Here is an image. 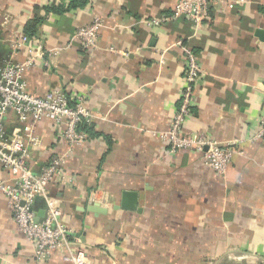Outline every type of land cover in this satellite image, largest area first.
I'll use <instances>...</instances> for the list:
<instances>
[{"label": "crops", "instance_id": "1", "mask_svg": "<svg viewBox=\"0 0 264 264\" xmlns=\"http://www.w3.org/2000/svg\"><path fill=\"white\" fill-rule=\"evenodd\" d=\"M72 1L0 0V66L16 34L38 14L44 21L34 42L68 45L50 68L34 67L25 79L37 94L61 88L84 96L95 115L94 133L65 163L73 181L49 186L88 264H264V134L257 136L264 119V0L234 7L221 0L199 26L179 17L153 27L140 20L173 15L175 0H87L68 10ZM96 17L105 23L97 49L70 43L75 29ZM179 39L203 69L184 131L237 141L241 151L223 176L199 152L168 151L159 135L180 105ZM24 56L15 52L14 60ZM17 125L11 113L8 130ZM60 129L48 119L36 125L47 146L30 156L36 172L68 149ZM9 178L0 166V179ZM124 192L137 194L134 208L132 194L122 207ZM94 204L107 212L92 211ZM34 209L42 212L45 200L38 198ZM0 264L73 263L59 253L36 261L0 191Z\"/></svg>", "mask_w": 264, "mask_h": 264}, {"label": "built area", "instance_id": "2", "mask_svg": "<svg viewBox=\"0 0 264 264\" xmlns=\"http://www.w3.org/2000/svg\"><path fill=\"white\" fill-rule=\"evenodd\" d=\"M218 1L221 0H175L173 15L142 19L140 22L153 27L186 17L199 26L210 20L211 5ZM227 2L230 7H234L245 0ZM8 22L9 18L6 17L4 24ZM104 26L102 18L96 17L88 25L77 27L71 35L70 43L78 41L86 51L92 52L98 47L100 30ZM41 44L35 43L33 37L24 31L17 33L13 41V53L0 66V166L10 173L9 179H0V191L8 199L18 230L32 245L36 261H47L53 254L59 253L73 264H88L86 252L64 222L62 208L49 194V186L52 183L65 186L73 181L66 171L65 163L73 149L88 139L81 124L93 123L95 115L86 105L84 96L71 97L61 88L50 89L44 94L34 93L28 88L26 72L34 67L50 68L53 59L68 47L46 49ZM176 44L185 55L181 100L168 129L159 135L168 151L199 152L203 162L216 174L223 176L234 156L241 151L237 148V141L223 143L204 133L184 131L185 122L192 113L195 88L203 69L190 46L182 39ZM15 52L24 53L25 58L14 60ZM11 113L15 114L18 123L12 131L7 127ZM43 119L61 128L60 138L67 142L68 149L54 155L36 172L30 163V156L33 152L42 153L47 149L42 136L36 131V125ZM261 125L257 136L264 134V119ZM38 198L45 200L46 209L45 216L40 220L36 219L34 209Z\"/></svg>", "mask_w": 264, "mask_h": 264}, {"label": "trees", "instance_id": "3", "mask_svg": "<svg viewBox=\"0 0 264 264\" xmlns=\"http://www.w3.org/2000/svg\"><path fill=\"white\" fill-rule=\"evenodd\" d=\"M86 2H87V0H73L71 2V4L69 5L68 10H70L72 8L83 6L84 4H86ZM51 9L54 11H60V12H62V10H63L62 8H58V7H50L46 10L49 12ZM43 21H44V16H41L39 14L36 15V17L31 19L27 23V25L25 26V29H24V33L30 37L37 36L39 34L38 27H39L40 23H42ZM92 125H93V123H89V124L88 123H82L80 127H81V129H84L87 132V134H89V132H91L93 134L94 132L92 129L93 128ZM89 135H88V138H89Z\"/></svg>", "mask_w": 264, "mask_h": 264}, {"label": "water", "instance_id": "4", "mask_svg": "<svg viewBox=\"0 0 264 264\" xmlns=\"http://www.w3.org/2000/svg\"><path fill=\"white\" fill-rule=\"evenodd\" d=\"M128 194H132L133 195V197H134V203H133V205H131L133 208L136 206V193H128V192H124L123 193V198H124V200H123V202H122V207H125L126 205V200L128 199V198H126L127 197V195ZM130 204V203H129ZM90 209L92 210V211H94V212H98V213H106L107 212V209H102L98 204H94L92 207H90ZM45 213H46V209H44L42 212H40V213H37V217H36V219H38V220H40V218L43 216H45Z\"/></svg>", "mask_w": 264, "mask_h": 264}]
</instances>
